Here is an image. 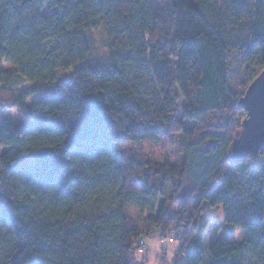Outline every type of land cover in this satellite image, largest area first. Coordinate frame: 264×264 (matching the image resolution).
Listing matches in <instances>:
<instances>
[{"label":"trees","instance_id":"trees-1","mask_svg":"<svg viewBox=\"0 0 264 264\" xmlns=\"http://www.w3.org/2000/svg\"><path fill=\"white\" fill-rule=\"evenodd\" d=\"M263 70L264 0H0V111L30 117L0 118V264H133L170 231L176 264H264V160H229ZM174 136L178 163L145 150ZM218 206L243 242L204 245Z\"/></svg>","mask_w":264,"mask_h":264},{"label":"rangeland","instance_id":"rangeland-1","mask_svg":"<svg viewBox=\"0 0 264 264\" xmlns=\"http://www.w3.org/2000/svg\"><path fill=\"white\" fill-rule=\"evenodd\" d=\"M187 2H194L195 0H186ZM92 35L95 39V46L96 49L93 53V59H99L103 56L105 52V34L102 30V26L98 25L92 30ZM6 65V64H5ZM236 63H233V67L235 69ZM233 69V70H234ZM238 73L235 71H232L231 78L233 82H238L239 76H237ZM239 87V86H238ZM240 89V87H239ZM46 96L44 95H36L33 96L29 99V104H32L34 102L41 101L44 99ZM110 97V96H109ZM184 110V109H183ZM0 118L4 120H10L15 124H22L30 120L29 116L23 115L20 110L15 109V110H1L0 111ZM145 150L152 155L158 156L160 159H169L173 163H178L182 161L183 154L181 153V137L180 136H174L171 139H168L167 141H162L161 144L151 146V147H146ZM264 155V150L262 151ZM251 158H258L257 160L261 161L264 160V156L262 157H251ZM174 214L176 215L177 212H179L178 208H173L172 209ZM204 225V239L203 243L206 247L213 245L216 242L224 243L227 241H232V242H243L247 236L249 231L241 228H232L228 225L225 224L224 221V214L221 206H218L214 209H212L208 214H206L205 219L203 220ZM169 234L168 237L173 235V231ZM164 235L161 236V243L165 244L164 246L160 245V247L167 248L169 244L168 240L166 243H163L162 240L164 239ZM179 248V241L175 240L174 244L170 245V248H167L168 254L166 256L167 260L169 259L168 263L171 264H176V256L175 252ZM141 250V246L139 251ZM145 250V243L142 246V251ZM163 253L158 249L156 252L151 255L150 260L148 264H161ZM163 258H165L163 256ZM137 260L134 262L136 263ZM179 262V260L177 261ZM167 264V263H163Z\"/></svg>","mask_w":264,"mask_h":264},{"label":"water","instance_id":"water-1","mask_svg":"<svg viewBox=\"0 0 264 264\" xmlns=\"http://www.w3.org/2000/svg\"><path fill=\"white\" fill-rule=\"evenodd\" d=\"M238 109L244 111L246 118L231 145L229 160L233 164L258 157L264 150V70L249 85L238 102Z\"/></svg>","mask_w":264,"mask_h":264},{"label":"crops","instance_id":"crops-1","mask_svg":"<svg viewBox=\"0 0 264 264\" xmlns=\"http://www.w3.org/2000/svg\"><path fill=\"white\" fill-rule=\"evenodd\" d=\"M144 243H145V250L144 251H142V250L138 251V253L135 256L134 262L137 260L136 263H138V264H148L151 255H153L156 252V250L159 249L161 251V253H163V256L165 257V258H163V256H162L161 264H163V263L168 264L169 259L167 260L166 256L170 254V253L168 254V250H167V248H170V245L167 244L168 247L165 249H164V247H160V245H162V246L165 245V244L161 243V234L160 233H156L153 236H151L150 238L144 240ZM179 247H180V243H179ZM178 249H177V251H178ZM176 252H175V256H176ZM134 262H133V264H134ZM182 262H183L182 260L179 261L180 264Z\"/></svg>","mask_w":264,"mask_h":264},{"label":"built area","instance_id":"built-area-1","mask_svg":"<svg viewBox=\"0 0 264 264\" xmlns=\"http://www.w3.org/2000/svg\"><path fill=\"white\" fill-rule=\"evenodd\" d=\"M168 240L169 245L173 244L175 242V236L172 235L170 237H164V239L162 240L163 243H166V241ZM144 245V240L141 241L140 246H141V250H142V246ZM171 264V263H168Z\"/></svg>","mask_w":264,"mask_h":264}]
</instances>
